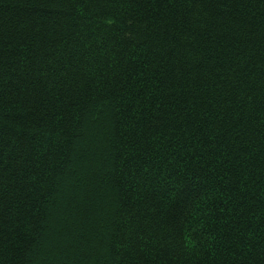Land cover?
<instances>
[{"label": "trees", "instance_id": "obj_1", "mask_svg": "<svg viewBox=\"0 0 264 264\" xmlns=\"http://www.w3.org/2000/svg\"><path fill=\"white\" fill-rule=\"evenodd\" d=\"M0 264H264V0H0Z\"/></svg>", "mask_w": 264, "mask_h": 264}]
</instances>
